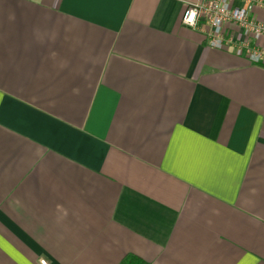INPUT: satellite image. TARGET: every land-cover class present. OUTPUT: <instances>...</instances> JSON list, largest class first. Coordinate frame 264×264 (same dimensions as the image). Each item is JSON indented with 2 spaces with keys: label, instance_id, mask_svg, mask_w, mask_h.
Listing matches in <instances>:
<instances>
[{
  "label": "crops",
  "instance_id": "0c3cea01",
  "mask_svg": "<svg viewBox=\"0 0 264 264\" xmlns=\"http://www.w3.org/2000/svg\"><path fill=\"white\" fill-rule=\"evenodd\" d=\"M198 1L0 0V264H264V65Z\"/></svg>",
  "mask_w": 264,
  "mask_h": 264
},
{
  "label": "built area",
  "instance_id": "2783aa9c",
  "mask_svg": "<svg viewBox=\"0 0 264 264\" xmlns=\"http://www.w3.org/2000/svg\"><path fill=\"white\" fill-rule=\"evenodd\" d=\"M190 9L197 13L191 24L186 22ZM256 9L264 10V0H200L187 6L182 21L205 34L209 47L215 48L212 42L219 39L222 46L218 49L232 48L251 63L264 65V59L255 62L249 58L252 53L264 56V17H258ZM257 30L261 33L259 38Z\"/></svg>",
  "mask_w": 264,
  "mask_h": 264
},
{
  "label": "clouds",
  "instance_id": "9594fccd",
  "mask_svg": "<svg viewBox=\"0 0 264 264\" xmlns=\"http://www.w3.org/2000/svg\"><path fill=\"white\" fill-rule=\"evenodd\" d=\"M196 15H197L196 10L195 9H190L189 13H186V22L191 24V21L194 19V17ZM218 31H219V28H218ZM260 35H261L260 31L257 30V32H256L257 38H259ZM212 46L215 47V48H219L222 45L220 43V40L218 39V40L212 42ZM249 58H250L251 61L259 62L260 60L264 59V56H262L260 54H257V53H252Z\"/></svg>",
  "mask_w": 264,
  "mask_h": 264
},
{
  "label": "trees",
  "instance_id": "16d2710c",
  "mask_svg": "<svg viewBox=\"0 0 264 264\" xmlns=\"http://www.w3.org/2000/svg\"><path fill=\"white\" fill-rule=\"evenodd\" d=\"M134 260H135V259L133 258V259L129 260V262H127V263L125 262V263H126V264H132ZM138 264H144V263H142V262L139 261Z\"/></svg>",
  "mask_w": 264,
  "mask_h": 264
}]
</instances>
